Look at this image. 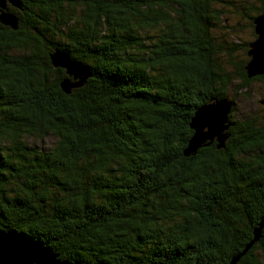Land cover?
<instances>
[{"label":"trees","instance_id":"obj_1","mask_svg":"<svg viewBox=\"0 0 264 264\" xmlns=\"http://www.w3.org/2000/svg\"><path fill=\"white\" fill-rule=\"evenodd\" d=\"M21 1L0 21V229L72 264H264V225L241 254L264 221V109L233 102L224 146L185 155L197 107L264 83L236 55L264 4L237 43L231 0ZM55 50L87 69L68 93Z\"/></svg>","mask_w":264,"mask_h":264},{"label":"water","instance_id":"obj_2","mask_svg":"<svg viewBox=\"0 0 264 264\" xmlns=\"http://www.w3.org/2000/svg\"><path fill=\"white\" fill-rule=\"evenodd\" d=\"M13 5L18 6V0H9ZM4 2V1H3ZM0 6L4 3L0 2ZM0 21L3 24L16 28V16L12 13L1 12ZM255 39L249 43L247 55L249 60L245 65L248 78L264 74V12L254 19ZM51 62L55 67H63L68 75L78 79L71 82L69 78L63 79L61 87L65 92H69L71 87L80 85L88 76L86 67L77 60L70 58L68 54L55 50L50 55ZM233 101L229 98L216 99L213 102L202 104L196 108L189 123L193 134L189 139L185 155L194 152L198 147L207 145L214 140L217 147L224 146L229 127V113L232 109ZM208 141V142H207ZM260 226L253 231V240L246 246L245 250L260 237ZM241 255L234 256L228 264H235ZM0 264H72L68 260H60L57 254L48 247L31 241L12 230L0 229Z\"/></svg>","mask_w":264,"mask_h":264},{"label":"rangeland","instance_id":"obj_3","mask_svg":"<svg viewBox=\"0 0 264 264\" xmlns=\"http://www.w3.org/2000/svg\"><path fill=\"white\" fill-rule=\"evenodd\" d=\"M231 1H234V3L233 4L228 3L227 1L223 4V8L225 12L223 14L224 21L222 22L226 25L225 33L227 35L232 36L231 38L234 41H237V43L252 40L253 36L251 34V28L249 27L248 16L255 12V10L252 9V7L262 6V4H264V0H231ZM214 33L219 35V32L214 31ZM236 55H237V60H244V59L247 60L248 58V56H246V54H244L242 50H239L236 53ZM262 99L264 100V83L255 80L252 83H250L248 89H246V93L237 96V99H234L233 102L234 103L236 102L235 107L236 110L239 112H241L242 110L250 111V112H254L256 110L258 112H262V110L264 109V101L262 102ZM48 143H49V139H47L46 142H44V145Z\"/></svg>","mask_w":264,"mask_h":264},{"label":"flooded vegetation","instance_id":"obj_4","mask_svg":"<svg viewBox=\"0 0 264 264\" xmlns=\"http://www.w3.org/2000/svg\"><path fill=\"white\" fill-rule=\"evenodd\" d=\"M0 2L4 3L3 7L0 6V13L1 12H7L10 9H12L13 11H16V13H19V14H21V11H23V6H22L23 4L21 3L22 2L21 0H18V3H20V7L19 8L14 6L9 0H0Z\"/></svg>","mask_w":264,"mask_h":264},{"label":"bare ground","instance_id":"obj_5","mask_svg":"<svg viewBox=\"0 0 264 264\" xmlns=\"http://www.w3.org/2000/svg\"><path fill=\"white\" fill-rule=\"evenodd\" d=\"M69 76H70V77H73V76H71V75H69ZM73 80H74V81H75V83H76L78 79H76V78H73Z\"/></svg>","mask_w":264,"mask_h":264}]
</instances>
